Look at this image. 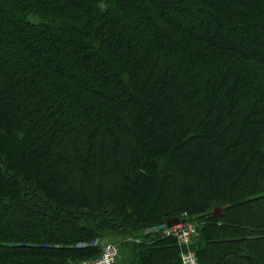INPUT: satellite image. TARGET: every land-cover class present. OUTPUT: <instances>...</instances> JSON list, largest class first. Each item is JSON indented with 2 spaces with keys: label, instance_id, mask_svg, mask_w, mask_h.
<instances>
[{
  "label": "trees",
  "instance_id": "16d2710c",
  "mask_svg": "<svg viewBox=\"0 0 264 264\" xmlns=\"http://www.w3.org/2000/svg\"><path fill=\"white\" fill-rule=\"evenodd\" d=\"M0 113V264H264V0H0Z\"/></svg>",
  "mask_w": 264,
  "mask_h": 264
},
{
  "label": "built area",
  "instance_id": "2783aa9c",
  "mask_svg": "<svg viewBox=\"0 0 264 264\" xmlns=\"http://www.w3.org/2000/svg\"><path fill=\"white\" fill-rule=\"evenodd\" d=\"M180 222L171 228L162 226L163 237L175 239L180 249L181 264H199L195 253L191 249L194 238L198 234V224L187 219L183 214L179 217ZM119 256V248L115 243H107L102 246L100 255L96 259L86 260L80 264H115Z\"/></svg>",
  "mask_w": 264,
  "mask_h": 264
},
{
  "label": "rangeland",
  "instance_id": "374dc122",
  "mask_svg": "<svg viewBox=\"0 0 264 264\" xmlns=\"http://www.w3.org/2000/svg\"><path fill=\"white\" fill-rule=\"evenodd\" d=\"M2 114H4V112L2 111L1 112ZM1 113H0V115H1ZM4 118L2 117V116H0V125L2 126V127H4V128H8V125L4 122V120H3ZM17 150L20 152V151H22V147L20 146V144L19 143H11V150H10V146H9V148H8V150H6V153L10 156V157H12V158H16V159H19L20 158V156H21V154L18 156L17 155ZM160 158V159H159ZM167 160V159H169V156H168V154H160L159 156H157L155 159H150V161H153V162H158V161H160V163H161V161H165V159ZM159 159V160H158ZM158 166V165H157ZM157 178H156V180H155V183H154V185H155V187H154V189H156L157 187H159L160 185H159V182H158V178H161V176H162V174H163V171L161 170V169H158L157 170ZM188 173H192L191 171L190 172H188ZM2 181L0 180V185L2 186ZM157 185V186H156ZM156 192V191H155ZM141 196V195H140ZM156 195H154V193H153V195L151 194L149 197H155ZM149 197H145V202H143V207L145 208V207H147V206H149V203H151V201H150V198ZM107 243H114L113 242V240H106V241H102L101 242V247L103 246V245H105V244H107ZM84 261H86V260H83L82 262H84ZM81 262H79V263H76V264H80ZM118 263H120V259L117 261V263L116 264H118Z\"/></svg>",
  "mask_w": 264,
  "mask_h": 264
},
{
  "label": "water",
  "instance_id": "95a60500",
  "mask_svg": "<svg viewBox=\"0 0 264 264\" xmlns=\"http://www.w3.org/2000/svg\"><path fill=\"white\" fill-rule=\"evenodd\" d=\"M220 215H221V213H220V209H216V210L213 211V213H212V216H213L214 218H216V217H218V216H220ZM179 222H180V219H179L178 217L170 218V219H167V220H166L165 225H166L167 228H171V227H173L174 225H177Z\"/></svg>",
  "mask_w": 264,
  "mask_h": 264
}]
</instances>
